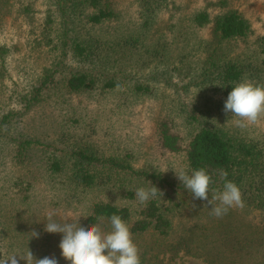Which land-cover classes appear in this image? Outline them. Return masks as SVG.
<instances>
[{
  "label": "rangeland",
  "instance_id": "obj_1",
  "mask_svg": "<svg viewBox=\"0 0 264 264\" xmlns=\"http://www.w3.org/2000/svg\"><path fill=\"white\" fill-rule=\"evenodd\" d=\"M7 1H0V45L9 50L5 65L0 62V258L29 249L36 259L55 256L58 264H70L61 255L62 234L44 231L46 216L51 211L57 222L79 221L87 227L81 202L86 191L70 177L72 152L95 149L107 156L131 152L135 165L163 171L172 182L162 192V201L172 208L174 228L167 236L153 231L133 234L141 264L264 263V208L244 203L222 218L211 216V205L193 199L177 179L175 171L190 168L183 153L160 145L159 129V123L168 121L187 139L207 122L224 126L230 134L264 141V121L246 129L236 126L231 114L223 111L227 98L214 88L219 79L211 82L203 72L215 70L210 58L220 64L243 57L246 64L251 62L248 80L264 77V0H163L148 27L142 0H111L118 20L93 29L76 28L83 41L108 42L99 52V58L108 56L103 58L105 70L95 71L93 87L80 92L63 86L64 76L87 67L73 56L70 36L60 40L59 22L55 29H43L54 0H33L31 14L20 11V0ZM203 9L212 17L237 10L250 22V32L216 43L213 23L192 29L188 22ZM198 64L202 74L194 73ZM57 67L55 84L26 108V97L35 94L45 69ZM110 82L116 87L106 86ZM138 85L148 86L150 92L137 93ZM5 115L10 118L4 124ZM22 137L41 145L24 151L16 140ZM55 159L66 161L64 171L52 170ZM94 190L92 197L127 204L122 196ZM102 229L109 232L111 226ZM33 230L40 234L38 239L31 238ZM17 259L26 264L19 255Z\"/></svg>",
  "mask_w": 264,
  "mask_h": 264
},
{
  "label": "trees",
  "instance_id": "obj_2",
  "mask_svg": "<svg viewBox=\"0 0 264 264\" xmlns=\"http://www.w3.org/2000/svg\"><path fill=\"white\" fill-rule=\"evenodd\" d=\"M0 1L3 3L8 2L7 0ZM20 1L22 2L21 12L31 14L34 11L32 10L33 0ZM162 1L142 0L141 5L144 13H146L143 14L146 15L144 19L146 27L150 25V20L153 21V17L160 10V2ZM119 15L111 0L53 1L52 9L46 15L43 29H55V22H59L62 26L60 29H63L60 40L62 42L67 41L68 36H70L68 40L74 45L72 48L74 49L73 56L81 58L80 64L87 66L64 76L63 86L70 92H80L92 88L96 82L95 71L105 70L102 68L103 65H106L103 58L108 57L105 55L99 58V52L105 50V45L108 42L96 38L83 41V38H79L77 26L81 25L85 29H93L107 22L118 20ZM188 22L192 29H200L213 23V37L216 43L246 37L251 29L248 19L237 10L212 17L206 9H203L193 13ZM63 37L66 39L64 40ZM57 44L61 46L59 42ZM8 51L6 47L0 45V62L2 65L6 63ZM262 51L264 52V49ZM215 53L216 51H214ZM259 53L258 48H256L253 52L255 59H257L256 56ZM99 59L100 61L97 62ZM209 61L210 67L215 65V70L205 69L203 71L204 75L211 82L215 81L213 78L219 79V87L214 88L221 90V93L225 95V99L236 83L248 79V73L252 69L251 62L246 64L243 57L242 59L232 57L228 60L224 59L220 64H216L212 58ZM197 66L194 73L199 74L202 69L199 64ZM57 70L60 71L59 68L54 70L45 69L48 73L46 72L42 76V82L35 88V94L32 97H26V108L42 99L46 88L50 87L49 84H55ZM263 78L259 77L253 82L264 83ZM106 86L115 88L116 83L110 82ZM135 91L147 94L150 89L146 85H138ZM9 118L10 115H5L2 118V123H8ZM159 125L160 145L169 151L183 153L190 171L204 168L212 176V187L220 190L223 189L225 182L221 178L222 173L227 172V180L235 182L240 187L245 206L264 208V141L252 138L249 135L242 137L230 134L229 131H225L224 126L214 123L203 122V125L195 132L190 133V137L187 139L178 131L173 130V125H170L168 121H163ZM16 140L24 151L33 145H41L40 141L34 139L22 137ZM72 155L74 159L71 163L70 177L77 182L81 189L86 191L82 200L81 197H79V200L85 203L87 214L85 224L87 226L95 223H100L101 227L111 226L109 217L112 214H118L128 223L132 234L136 235L150 231L161 236L171 234L174 227L169 213L172 208L165 206L164 200L162 201L163 194L158 193L155 199L146 204H141L135 197L137 188H149L152 184L161 192L167 191V186L172 184L168 179L169 175L149 165L138 167L134 164L135 157L131 152L123 155L107 156L95 149H79L73 151ZM66 166L65 160L55 159L50 167L56 172H62L66 169ZM94 189L102 190V192L109 191L122 196L127 204L118 205L113 201L105 200V198H99V195L92 197ZM79 196H81L80 192ZM99 217H103L102 222L98 220ZM230 233L237 236L236 230L230 229ZM261 241H264V238H261Z\"/></svg>",
  "mask_w": 264,
  "mask_h": 264
},
{
  "label": "clouds",
  "instance_id": "obj_3",
  "mask_svg": "<svg viewBox=\"0 0 264 264\" xmlns=\"http://www.w3.org/2000/svg\"><path fill=\"white\" fill-rule=\"evenodd\" d=\"M223 111L230 113L235 125L241 129L264 121V83H254L248 79L236 83L224 102ZM175 172L193 199L206 201L207 207L211 205V216L219 219L232 208L244 207L242 191L235 182L227 180V172H223L221 177L225 180L223 190L212 187V176L204 168ZM158 193L162 192L152 184L149 188H137L135 197L141 204H146L155 199ZM55 215L51 211L47 213L44 231L62 234L59 244L61 255L70 264H141L140 250L134 242L130 226L120 215L112 214L109 217V232H105L100 223L84 227L79 221L57 222ZM98 220L102 222L103 217ZM39 236L37 231L31 232V238L38 239ZM18 255L26 264H58L55 256L36 259L29 249L21 254L3 255L0 264H19Z\"/></svg>",
  "mask_w": 264,
  "mask_h": 264
}]
</instances>
